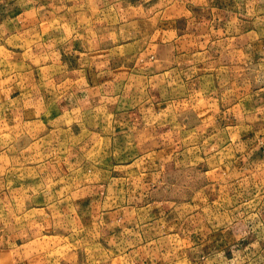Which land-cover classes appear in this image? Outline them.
<instances>
[{
  "label": "crops",
  "instance_id": "0c3cea01",
  "mask_svg": "<svg viewBox=\"0 0 264 264\" xmlns=\"http://www.w3.org/2000/svg\"><path fill=\"white\" fill-rule=\"evenodd\" d=\"M109 2L93 25L98 41L93 36L92 47L84 40L78 43L84 48L69 52L76 62L70 72L77 86L98 95L92 108L111 111L117 82L127 85L128 78L137 87L141 118L132 117L127 95L120 109L127 115L120 120L139 123L137 158L127 165L123 192L115 186L110 196L93 194L96 183L56 185L51 166L39 167L44 203L59 207L66 220L91 225L99 237L92 246L101 244L94 250L99 264H264V0ZM118 28L143 45L133 67L124 68L128 75L113 64ZM241 70L253 71L250 95L240 90ZM227 93L233 101H225ZM66 103L70 110L90 107L79 98ZM196 165L206 182L192 195L175 198L164 190L169 170ZM24 229L18 215L0 214V264H52Z\"/></svg>",
  "mask_w": 264,
  "mask_h": 264
},
{
  "label": "rangeland",
  "instance_id": "374dc122",
  "mask_svg": "<svg viewBox=\"0 0 264 264\" xmlns=\"http://www.w3.org/2000/svg\"><path fill=\"white\" fill-rule=\"evenodd\" d=\"M109 4V0H0V197L5 198L0 214L18 215L22 229L31 231L26 238L37 237L38 247L48 252L52 264H99L103 259L94 251L101 244L92 246L99 237L91 225L81 222L83 227L78 220H66L59 207L46 206L45 174L39 167L51 166L49 176L56 185L96 183L101 187L93 194L110 196L119 191L113 189L115 186L123 192L127 165L139 151V123L120 120L127 116L120 111L125 110L122 101L126 95L132 99V117L141 118L137 87L131 86L128 78L127 85L119 81V89L112 94L117 98L110 99L111 111L98 108V103L92 108L89 102L95 96L77 86L76 74L70 72L76 62L68 59L72 56L69 52L84 48L78 46L84 40L89 47L94 38L98 41L99 29L93 25ZM124 32L116 29L119 38L112 44L117 58L113 64L128 75L124 68L133 67L136 51L143 45L134 46L132 37H122ZM236 76L246 80L240 90L250 95L253 71L241 70ZM98 79L108 81V77ZM109 89L104 84L100 94ZM226 95L225 101H233L229 93ZM78 98L90 107L81 111L62 107ZM188 169L169 170L162 179L170 196H190L206 182L204 167ZM13 196L20 201L14 199L18 202L13 203ZM69 209L67 214L74 216V208ZM25 214H31L30 222L28 216L22 217ZM76 244L85 246L86 251L78 252Z\"/></svg>",
  "mask_w": 264,
  "mask_h": 264
}]
</instances>
